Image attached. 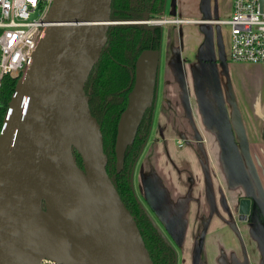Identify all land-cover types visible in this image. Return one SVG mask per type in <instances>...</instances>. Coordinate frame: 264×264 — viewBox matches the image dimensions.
Segmentation results:
<instances>
[{
  "label": "water",
  "instance_id": "1",
  "mask_svg": "<svg viewBox=\"0 0 264 264\" xmlns=\"http://www.w3.org/2000/svg\"><path fill=\"white\" fill-rule=\"evenodd\" d=\"M111 2L53 0L46 13L50 24L33 50L31 63L17 78L0 130V264H30L38 241L51 246L73 244L82 249L88 264H154L108 175L102 132L85 92L108 28L118 22L110 17ZM259 8L264 11V0H259ZM200 11L196 25L203 40L197 61L184 66L177 47L171 72L183 110L192 117V98L200 124L216 135L221 164L254 200L245 164L258 186L260 181L248 138L230 81L228 94L219 78L220 72L228 75L231 62L221 23L217 12L211 13L210 0L200 1ZM158 63V50L138 56L135 84L117 128V172L145 107L152 104ZM195 139L202 141L200 133ZM150 197L144 191L145 200L159 215ZM242 202L239 211L245 213Z\"/></svg>",
  "mask_w": 264,
  "mask_h": 264
},
{
  "label": "flooded vegetation",
  "instance_id": "2",
  "mask_svg": "<svg viewBox=\"0 0 264 264\" xmlns=\"http://www.w3.org/2000/svg\"><path fill=\"white\" fill-rule=\"evenodd\" d=\"M189 4L185 3L187 14H184L188 16L182 20L181 0H126V3H116L115 0L113 3L111 16L118 21L114 24H130L139 35L135 45L137 50L140 49L138 56L148 49L159 51L152 104L145 107L136 130L141 141L128 173L131 195L123 193L120 198L134 217L153 263L157 260L159 264L161 261L162 264H264V152H260L258 162L255 151L249 149L260 186L255 183L245 164L256 196L253 200L246 195L247 188L233 182L224 165L212 166L210 170V165L207 166L205 161L196 162V156L190 152V141L199 135L193 117L183 111L186 122L180 129L177 122L179 117L173 110L166 118L167 125L172 127L165 128L160 123L161 104L165 102L170 107L171 102L175 101L172 95L166 96V83L170 81L177 88L179 86L171 67L174 65L176 48L180 45L181 24L190 26L193 23L188 14ZM173 41L178 42L176 47ZM182 62L184 66L193 64L186 56L182 57ZM166 66L167 72L164 70ZM91 72L85 85V92L88 87L86 93L90 92L88 81ZM159 72L160 88L155 110ZM176 98L178 106H182L180 96ZM191 99L193 109L195 102ZM154 127L157 128V135H164L168 131L185 134L192 129V138H185L177 145L173 142V135L164 139L161 146L166 152L160 157L163 169L160 175L151 171L150 166L143 170L144 155ZM202 141L196 140L199 148ZM144 144L146 148L141 158V168L136 167L137 171L139 169L136 185L132 182V170ZM238 149L246 163L245 152L240 145ZM169 150L183 152L181 158L172 156ZM144 191L151 196L159 215L145 200ZM241 200L245 213L239 211ZM154 244L158 245L157 252L153 250Z\"/></svg>",
  "mask_w": 264,
  "mask_h": 264
},
{
  "label": "trees",
  "instance_id": "3",
  "mask_svg": "<svg viewBox=\"0 0 264 264\" xmlns=\"http://www.w3.org/2000/svg\"><path fill=\"white\" fill-rule=\"evenodd\" d=\"M114 1L111 2V18ZM117 2L126 3V0H116ZM138 37V33L133 31L130 24L109 26L106 46L93 67L88 81L90 92L86 93L91 113L99 123L102 132L103 150L108 158V175L119 195L125 193L129 196L131 188L128 173L141 139L135 134L132 143L126 148L124 162L118 172L115 169L114 146L120 116L128 105L129 93L135 84V66L140 51L135 48ZM16 81L17 77L7 75L0 86V130ZM87 89L88 87L86 92ZM77 163L81 167L78 155ZM158 249V245L154 244L153 250L157 252ZM154 263L159 264L157 260H154ZM160 263L162 264V261Z\"/></svg>",
  "mask_w": 264,
  "mask_h": 264
},
{
  "label": "built area",
  "instance_id": "4",
  "mask_svg": "<svg viewBox=\"0 0 264 264\" xmlns=\"http://www.w3.org/2000/svg\"><path fill=\"white\" fill-rule=\"evenodd\" d=\"M52 1L0 0V86L5 76L18 78L31 63L50 24L46 13ZM219 22L229 27L231 62L264 64V11L259 0H231L229 16Z\"/></svg>",
  "mask_w": 264,
  "mask_h": 264
},
{
  "label": "crops",
  "instance_id": "5",
  "mask_svg": "<svg viewBox=\"0 0 264 264\" xmlns=\"http://www.w3.org/2000/svg\"><path fill=\"white\" fill-rule=\"evenodd\" d=\"M201 0H181V10L183 12L180 17H185V3L190 2V10H188L189 18L193 21L190 26L180 27V45L178 46L182 57H189L192 62L197 61L199 47L202 44L203 35L198 29L196 23L202 18L200 11ZM210 10L214 14H218L217 22L226 19L231 12V0H210ZM187 14V13H186ZM216 22V21H212ZM183 23V22H181ZM182 25V24H181ZM221 23V34L226 53L228 52L230 34L223 32ZM227 26V25H226ZM229 28V27H228ZM180 47L182 49H180ZM220 83L223 91L229 94L228 80L230 81V90L234 95L235 102L240 113L242 128L248 138V147L250 150L264 152V64H248V63H228V75L220 72ZM228 94H224L228 96Z\"/></svg>",
  "mask_w": 264,
  "mask_h": 264
},
{
  "label": "rangeland",
  "instance_id": "6",
  "mask_svg": "<svg viewBox=\"0 0 264 264\" xmlns=\"http://www.w3.org/2000/svg\"><path fill=\"white\" fill-rule=\"evenodd\" d=\"M183 26V24H182ZM223 28V32H228V26L224 25L222 26ZM175 40V39H174ZM178 42H175L173 41V45L176 47ZM164 70H166V72L168 71V67L166 66L164 68ZM167 74V73H166ZM159 77H160V72L158 73V83H157V87H156V100H155V110L157 109V97L159 95V88H160V85H159ZM166 96L168 97L169 95H172V99H174L175 101H172L171 102V106L168 107L165 102L162 103L161 105H163V108L160 110L161 113H160V123L162 126H164L165 128H171L172 126L171 125H167V120L166 118L170 116V113L172 114V111L174 110L176 112V117H179V119L177 120V122L179 123V127L180 129H183V124L184 122H186L185 120V115L183 113V108L182 106H178V103L176 102L177 101V98L176 96H179V93L180 91L178 90L177 86H175L174 84H170V81H168L166 83ZM190 84V83H189ZM166 98V100H168ZM194 105V104H193ZM195 107V106H193ZM194 109V110H193ZM192 109V117H193V121H194V124H195V127L197 128L198 132L200 133V135L202 136V139L203 141L201 142V147L199 148L198 147V144L196 142V139H192L190 141V149H191V153L194 154L196 157H195V160L196 162L199 164L200 162H206L207 166H209V169L211 170V167H216L218 164L221 165V161H220V157H219V148H218V145H217V140H216V135L211 132L210 130H205L202 126V124H200L199 122V119H198V114L196 112V109L193 108ZM196 117V118H194ZM166 123V124H165ZM164 124V125H163ZM157 129V128H156ZM154 128H152V132H151V135H150V138H149V141H148V148L145 152V155H144V151H145V148H146V145L144 144L143 148L141 149L140 151V154L134 164V169L132 170V182L136 185H137V181L139 179V169L137 171V166H139V168H141V158L142 156L144 155V160H143V170L146 171V166L149 167V169L152 171L154 170V173L156 175H160V172L162 174V159L160 157L162 153H165V149H163V147L161 146L162 143H164V139L169 136V135H173L174 139H173V142L175 145H177L180 141L182 142L183 139L185 138H192V135L190 132H192V129L190 130L189 129V133H186L185 134H181V133H175V132H166V134L164 135H157V130ZM216 149L214 150L213 149ZM169 153L174 156V157H180V154H182L183 152L181 151H177V152H174V151H171L169 150ZM255 154L257 155V159H258V162H259V157H258V152H255ZM181 158V157H180ZM185 164V163H183ZM260 164V163H259ZM188 167H190V165H187ZM217 169V168H216ZM193 172V170H191ZM136 177V178H135ZM165 179V178H164ZM161 181H162V178H161ZM51 261V262H50ZM40 264H64L60 261H54V260H51V259H47L46 261H42Z\"/></svg>",
  "mask_w": 264,
  "mask_h": 264
},
{
  "label": "bare ground",
  "instance_id": "7",
  "mask_svg": "<svg viewBox=\"0 0 264 264\" xmlns=\"http://www.w3.org/2000/svg\"><path fill=\"white\" fill-rule=\"evenodd\" d=\"M47 259L61 260L60 262L64 264H88L82 256V249L73 244L51 246L38 241L34 247L30 264H40Z\"/></svg>",
  "mask_w": 264,
  "mask_h": 264
}]
</instances>
